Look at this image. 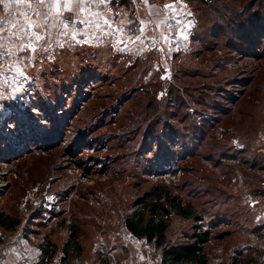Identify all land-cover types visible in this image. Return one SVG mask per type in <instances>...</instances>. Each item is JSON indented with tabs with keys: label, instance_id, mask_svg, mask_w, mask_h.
Returning <instances> with one entry per match:
<instances>
[{
	"label": "rangeland",
	"instance_id": "obj_1",
	"mask_svg": "<svg viewBox=\"0 0 264 264\" xmlns=\"http://www.w3.org/2000/svg\"><path fill=\"white\" fill-rule=\"evenodd\" d=\"M157 1L189 25L142 50L69 28L35 51L4 45L17 54L0 60V211L20 223L0 225V261L15 248L23 264H161L124 220L164 189L191 213L171 210L168 243L198 226L209 264H264V28L228 40L224 9L254 1Z\"/></svg>",
	"mask_w": 264,
	"mask_h": 264
},
{
	"label": "trees",
	"instance_id": "obj_2",
	"mask_svg": "<svg viewBox=\"0 0 264 264\" xmlns=\"http://www.w3.org/2000/svg\"><path fill=\"white\" fill-rule=\"evenodd\" d=\"M253 1H258L259 3H257L258 7L256 11L251 10V12L247 11L254 6L255 3L252 1H249L250 6H244L246 7L244 11L242 8L243 5L240 6V10L231 9L228 4L224 6L227 12L232 13L231 10L235 12L231 14V18L225 17L227 21V27H225V29L229 32H233L232 34L230 33L228 40H234L236 42L240 40L239 37L242 34L254 31L259 27L264 28V26H262L264 25V0ZM261 9H263V11ZM253 24L258 25L253 26ZM259 46L260 44H257V48H259ZM168 204L172 209L166 206ZM171 210L185 218L191 216V213L187 211V207L182 206L180 200L177 202L170 200L168 192L164 189H159V193H157V191L147 193L136 200L134 208L124 220L125 228L133 236L144 238L148 243L160 248L161 264H209V256L203 248L204 244L208 241V237L205 232L200 231L198 226L194 227V232L190 236L191 242L168 243L167 230L169 227V214ZM19 223V219L12 218L3 211H0L1 226L10 230ZM70 243L71 241H68L63 246V251L66 253L68 252Z\"/></svg>",
	"mask_w": 264,
	"mask_h": 264
},
{
	"label": "crops",
	"instance_id": "obj_3",
	"mask_svg": "<svg viewBox=\"0 0 264 264\" xmlns=\"http://www.w3.org/2000/svg\"><path fill=\"white\" fill-rule=\"evenodd\" d=\"M153 4L155 5L154 8L152 7ZM165 4L166 2L160 3L157 0H149L148 3H143L142 0H112V2L107 5L91 6V10L93 13H101V15L99 16L89 15L87 12H85L76 17L77 20H88L90 21V23H76L75 25L70 24L68 28L71 33L75 34V37L77 39L80 36L79 39L84 41L86 39H90L93 41L98 40L100 42V38L104 36L105 32H107V34L109 35L108 38L112 41H118L121 37L124 36L127 38L124 41L123 46L125 45L126 48H130L132 49V51L139 49L142 50V48H144L145 46L147 47V44L149 43H151V45H155L153 44V41L158 40V31L167 29V27L172 23L175 25V27H178L179 25L180 27H183V29L185 28V26L189 25V22L185 20V16H182L184 11L177 8H175L177 10L176 15L179 17L180 23H177L175 19H169V14L172 13L173 9H166ZM42 7L43 6L39 3H34L32 5V9H40ZM28 8L29 5L27 3L20 5L9 3L7 4V11H5V4H0V18H3L5 20H14L20 18V13L24 12ZM52 14L53 17H55V6H53L52 8ZM66 15L71 17V14L69 13H66ZM33 19L37 18L33 16ZM105 20H108L112 27H109V25L105 23ZM140 21H145V23L141 24ZM135 22H138L140 24V30L141 28L143 29L142 32H131V27ZM51 24L55 26H50L47 29H41V34L43 36V39H41L42 41H49L52 38V35L55 36V34H57L60 30L64 32L65 28L61 26L59 21L54 19L51 21ZM114 29H123V31H114ZM11 31L13 30L10 27L5 26V36H7ZM5 42H7V44H5ZM0 43L3 44V48L4 45L6 46L9 44H13L7 39L0 41ZM38 45L39 44H37V41L33 42V47L36 48ZM4 235H6L7 238H12L9 233H4ZM13 237L20 238L17 235H13ZM19 241L17 243H20ZM15 251V248L14 250L12 249L9 257L6 258V261L1 259L0 264H23L21 262H18V259H20L21 257L18 255L17 251ZM34 258L35 256H33V259Z\"/></svg>",
	"mask_w": 264,
	"mask_h": 264
},
{
	"label": "snow or ice",
	"instance_id": "obj_4",
	"mask_svg": "<svg viewBox=\"0 0 264 264\" xmlns=\"http://www.w3.org/2000/svg\"><path fill=\"white\" fill-rule=\"evenodd\" d=\"M111 2L112 0H0V4H5V11H7V4L9 3H15L17 5L27 3L29 5L28 9L20 13V18L14 20H5L0 18V41L7 39L9 42H12L14 47H18L19 53H26L30 50L35 51L36 49L33 47V42L43 39L41 29H47L50 26H55L51 24L52 20L55 19L59 21L63 28H68L70 24L75 25L76 23H90L88 20H77L76 17L85 12L89 15L99 16L101 13H93L91 6L107 5ZM142 2L148 3L149 0H142ZM34 3H39L43 7L40 9H32V5ZM53 6H55V17H53L52 14ZM152 7L154 8L155 5L153 4ZM169 7L173 8L172 13L169 14V19H175L177 23H180L179 17L176 15L177 10L174 8V5H165V8ZM66 13L71 14V17L66 15ZM33 16L37 19H33ZM105 23L108 24L109 27H112L108 20H105ZM140 23L144 24L145 21H140ZM5 26H8L13 30L7 36L4 34ZM114 31H123V29H114ZM140 31L142 32L143 29L141 28ZM62 34L67 35V33ZM0 49H2L0 50V60H2L5 55L12 57L17 54L11 49H4L2 43H0ZM20 62L21 61L18 60L17 64ZM16 74L18 76H25L22 68H20Z\"/></svg>",
	"mask_w": 264,
	"mask_h": 264
},
{
	"label": "built area",
	"instance_id": "obj_5",
	"mask_svg": "<svg viewBox=\"0 0 264 264\" xmlns=\"http://www.w3.org/2000/svg\"><path fill=\"white\" fill-rule=\"evenodd\" d=\"M140 31V24L138 22H135L131 27L132 33H138ZM0 249L5 250L4 246L0 244Z\"/></svg>",
	"mask_w": 264,
	"mask_h": 264
}]
</instances>
